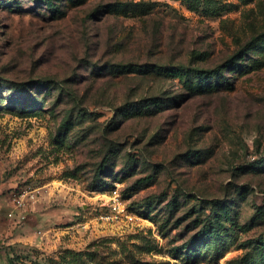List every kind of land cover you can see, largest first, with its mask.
<instances>
[{
	"label": "rangeland",
	"instance_id": "374dc122",
	"mask_svg": "<svg viewBox=\"0 0 264 264\" xmlns=\"http://www.w3.org/2000/svg\"><path fill=\"white\" fill-rule=\"evenodd\" d=\"M50 2L0 0V264H264V0Z\"/></svg>",
	"mask_w": 264,
	"mask_h": 264
},
{
	"label": "trees",
	"instance_id": "16d2710c",
	"mask_svg": "<svg viewBox=\"0 0 264 264\" xmlns=\"http://www.w3.org/2000/svg\"><path fill=\"white\" fill-rule=\"evenodd\" d=\"M48 2L51 7H55L53 6V3L50 2V0H48ZM255 39L256 38H254V40ZM170 75L178 76L181 80H183L186 83L187 86L196 87L195 89H197L199 86L205 83L206 85L209 84L210 80L214 78V82L213 84H211V87H210L212 88L216 85L217 76L222 75V69H220L219 71L216 68L215 69H204V68L197 67V66L195 68H189V69H185L181 67H173ZM191 82H194V84H192ZM137 104H138L137 108L138 107L141 108L143 106L147 108L150 106V102L145 103V105H143V101L140 103L138 102ZM139 104H142V105H139Z\"/></svg>",
	"mask_w": 264,
	"mask_h": 264
}]
</instances>
